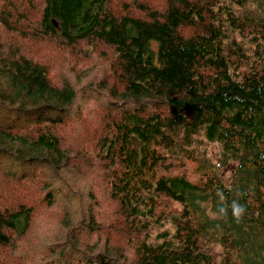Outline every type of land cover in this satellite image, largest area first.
<instances>
[{"label":"trees","instance_id":"obj_1","mask_svg":"<svg viewBox=\"0 0 264 264\" xmlns=\"http://www.w3.org/2000/svg\"><path fill=\"white\" fill-rule=\"evenodd\" d=\"M131 3L140 17L115 0H47L39 25L64 47L113 50L98 141V160L112 172L99 181L118 203L135 264H264V0H166L163 11ZM249 51L261 59L244 69ZM0 75L8 80L0 79V106L39 126L29 136L30 124L22 135L0 124V161L14 164L0 177V248H13L37 212L16 183L37 164L54 172L57 187L71 184L62 172L74 164L56 127L77 93L23 56L1 55ZM207 142L220 146L215 163ZM188 161L197 162L196 181L174 174ZM161 199L176 211H160ZM73 244L88 264H114L117 248L95 254Z\"/></svg>","mask_w":264,"mask_h":264},{"label":"rangeland","instance_id":"obj_2","mask_svg":"<svg viewBox=\"0 0 264 264\" xmlns=\"http://www.w3.org/2000/svg\"><path fill=\"white\" fill-rule=\"evenodd\" d=\"M132 1L115 0V3L125 9L130 8L132 15L140 17L130 7ZM46 2L0 0V56L4 54L6 59L15 55L23 56L44 64L54 85L67 83L75 89L77 97L71 112L66 113L64 123L56 127L62 148L68 151L74 167L62 172L64 177H70L71 182H65L62 187H57L60 184L53 179L54 172L50 168L37 164L34 166L40 169L30 178L26 177L20 184L13 181L25 191L22 193L25 197L28 195L29 202L36 205L37 212L28 235L22 240H15L13 248H0V264H88L84 260L85 256L77 253L72 243L81 251L95 254L103 252L104 245L114 247L118 249L117 252L110 250L115 257L114 264H135V250L125 244L118 203L111 198L110 187L106 182L99 181L100 177L112 172L108 163L98 160V141L106 135L104 117L105 112L111 108L103 81L108 79L110 83L114 82L110 68L114 58L113 50L99 43L97 48L86 54L84 44L67 48L58 38L43 36L39 23ZM135 2L147 3L160 11L166 8V0ZM247 53L252 57L241 64L244 69H249L261 59L251 51ZM0 79L8 83L5 77ZM0 124L6 127L13 124L12 132L22 135V128L30 123L22 115L0 106ZM38 127L30 124L25 132L33 136L37 134ZM205 150L209 153V160L215 163L220 146L207 142ZM196 166L197 162L188 161L185 168L174 169V174L184 172L196 181ZM87 167L93 173L83 172ZM13 168L12 162L0 161V177L6 176ZM48 185L50 189L55 188V203L52 207L43 202ZM161 200L160 211H176V203ZM6 205L9 206V202ZM159 227L151 231L152 238L160 230Z\"/></svg>","mask_w":264,"mask_h":264},{"label":"water","instance_id":"obj_3","mask_svg":"<svg viewBox=\"0 0 264 264\" xmlns=\"http://www.w3.org/2000/svg\"><path fill=\"white\" fill-rule=\"evenodd\" d=\"M54 24H55V26L58 28L59 25H58V23H57L56 21L54 22Z\"/></svg>","mask_w":264,"mask_h":264}]
</instances>
